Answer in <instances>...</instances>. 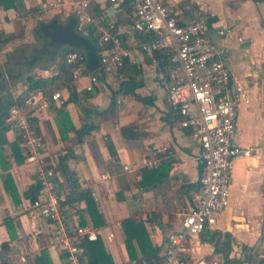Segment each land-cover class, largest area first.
<instances>
[{"label": "crops", "instance_id": "crops-1", "mask_svg": "<svg viewBox=\"0 0 264 264\" xmlns=\"http://www.w3.org/2000/svg\"><path fill=\"white\" fill-rule=\"evenodd\" d=\"M15 1L5 0L10 5ZM81 1L20 0L22 10L15 7L6 9L0 5V32L3 38L0 71L7 74L13 68L19 72L26 68L25 62L48 44L42 30L45 24L57 21L67 25L73 19L77 24L75 9ZM88 1V12L97 20V24L92 26L90 39L97 44L109 26H114L124 49L130 51L129 63L121 66L113 75L99 78L93 93L86 90L90 85L89 76L84 75L73 82L71 86L74 91L86 95L79 105L68 103V89L58 90L65 104L59 106L53 103L48 110L38 114L34 118L37 121L36 129L46 143L48 169L64 199L70 189L59 170V160L63 156H70L66 161L69 173L83 188L92 190L106 221L104 226L94 225L83 203L69 209L76 211L83 226H91L99 231L102 241L99 253L103 258L106 256L108 264H141L147 259L143 251H151L150 243L153 248L160 249L161 260L168 237L180 230L181 216L191 210L198 193L203 164L195 159L199 157L201 149L193 129L182 127L181 118L171 109L166 91L157 83L154 68L140 51L138 34L131 26L132 12L126 11L123 7L125 3L118 6L110 0ZM165 4L181 25L202 17L209 19V37L230 69L232 88L250 98V103H243L239 107L233 142L241 147L263 145L264 3L252 0H165ZM220 30H230L231 33L219 36L217 32ZM66 48L60 49L54 61L38 63L31 71H23L24 84H17L11 92L5 89L0 95L7 92L14 98L20 95L25 98L28 93L37 91H28L27 78L32 75L42 78L56 75L61 62L60 54ZM114 92L117 96L116 120L101 122L93 117L91 121L98 128L81 141L75 131L66 129L60 111L67 113L68 120L79 129L86 116L84 108L103 112L109 108ZM86 93H89L88 97ZM135 95L147 101L139 100ZM130 125L136 127L139 139L123 138L121 128ZM6 137L9 144H15L19 139L22 141L18 132L11 128ZM107 138L114 144L117 158L111 156L106 145ZM19 151L26 159L23 143L19 145ZM6 154H12L9 146L6 147ZM7 164L10 169L4 171L0 161V264H67L65 255L50 246L54 230L47 216L40 209L27 210L31 198L26 194L37 182L35 167L27 159L18 165L9 158ZM125 167L129 170H125ZM158 167L162 172L171 167L168 177L155 188H140L138 184L142 177L139 171ZM7 173L12 174L18 188L22 200L19 204L5 189L4 177ZM107 174L110 178L102 181V176ZM263 213L264 156L237 158L232 170L229 206L218 214L213 230L190 239L188 264L215 259L225 264L222 255L215 254L214 245L204 241L217 231L232 235L231 257H241L242 249L241 254L235 256L239 240L244 241L243 245L254 246L262 237H259V230L262 228ZM8 219L13 220L11 230L5 222ZM129 220L134 225L143 223L146 229L142 230L146 235L145 239H141L143 243L140 244L134 237L136 230L126 223ZM127 232L133 236L129 249L126 244ZM85 250L88 264L86 247Z\"/></svg>", "mask_w": 264, "mask_h": 264}, {"label": "built area", "instance_id": "built-area-1", "mask_svg": "<svg viewBox=\"0 0 264 264\" xmlns=\"http://www.w3.org/2000/svg\"><path fill=\"white\" fill-rule=\"evenodd\" d=\"M110 2L120 6L126 0ZM130 2L132 29L142 37L139 49L154 68L157 83L166 91L171 109L181 118L182 127L193 129L201 149L195 160L203 164L198 193L191 210L181 216L180 230L168 237L161 260L144 259L141 264H188L190 239L213 230L218 214L229 206L235 159L264 156V143L261 146L241 147L233 142L239 107L243 103H250V98L232 88L230 69L209 37V19L202 17L181 25L166 6L165 0ZM89 7L88 0L78 2L75 13L77 32L90 38L92 26L97 24V20L88 12ZM114 29V26H109L96 44L100 59L98 73H90L87 56L82 51L72 48L65 54L64 62L73 68L74 82L84 75L89 76L88 92L94 91L100 76L113 75L131 57ZM217 33L228 36L231 31L220 30ZM2 49L0 32V51ZM53 103L59 106L65 104L61 91L50 96L42 89L30 92L22 106L10 109L7 124L21 137L27 162L35 167L37 182L41 187L38 197L28 201L27 210L40 209L47 216L54 230L50 246L65 255L67 264H87L84 241H95L100 233L91 226H83L80 216L63 206L64 196L48 169L46 143L33 124V119ZM125 170L129 168L125 167ZM109 178L110 175H103L102 181ZM261 225L264 227V213ZM197 264L221 262L215 259Z\"/></svg>", "mask_w": 264, "mask_h": 264}, {"label": "trees", "instance_id": "trees-1", "mask_svg": "<svg viewBox=\"0 0 264 264\" xmlns=\"http://www.w3.org/2000/svg\"><path fill=\"white\" fill-rule=\"evenodd\" d=\"M252 1L255 3H264V0H252ZM0 5H4L6 9H9L10 7L13 8L15 7L18 10H22L20 0H16L15 3L11 5L5 2V0H0ZM123 7L126 9L128 13L131 14L132 7L130 0H126ZM137 37L140 42L142 40V37L139 35H137ZM70 49L71 48L68 47L61 52L60 54L61 62L59 64V70L56 75L50 78H42L36 75L29 76L27 78L28 91L42 89L47 95H51L58 90L68 89V91L70 92L68 103H76L79 105L80 100L81 99L84 100L86 98V95L83 93L82 94L77 93L76 91H74L73 87L71 86L74 82L72 78L73 68L67 66L64 62L65 54ZM128 61L129 60H126L123 65L129 63ZM94 73H98V72H94ZM101 77L104 76H100V78ZM86 94L88 97L89 93ZM135 96L139 100L147 101L145 98H142L141 96L138 95ZM116 97H117L116 93L114 92L112 94V100L109 108L104 110L103 112H99L96 109L84 108V112L86 116H85V120H83L82 127L79 129H76L75 126L68 120L69 115L67 113H65L63 110L60 111L63 124L66 126L67 130L75 131L79 140L81 141L86 135H90L94 130L98 128V126H96L91 121L93 117L99 118L101 122H107L110 120L117 119ZM23 103H24L23 95H20L17 98H14L10 93L7 92L0 95V161L4 171L10 169V166L7 164V161L9 162V158L13 159L18 165H21L26 161V159L20 155V151H19V145L22 143V141L19 139L17 143L9 144L6 137V134L10 129L9 125L7 124L9 111L13 106H22ZM36 122L37 121L33 119V124L35 127L37 126ZM121 134L124 139H128V140L139 139V133L136 131V127L133 125L122 127ZM106 145L108 147L111 156L117 158L116 148L109 138H107L106 140ZM7 146H9L12 150V154L10 155L6 154ZM69 158L70 156H63L59 160V170L62 172L65 179L67 180L70 189L69 193L66 195L65 201L62 203L63 206L74 208L76 204L83 203L86 206L85 210H87L91 215L94 225L96 227L104 226L106 221L102 213L99 211V206L95 200L92 190L90 188H83L79 184V182L75 179V177L69 173V167L66 162L68 161ZM170 170L171 167H168L166 171L164 170L162 172L161 167H158L157 169H150V170L145 169L139 171L140 176L142 177V180L138 184L139 187L143 189L157 187L159 183H161L164 179L168 177ZM4 178H5L4 179L5 189L7 193H9L13 197L14 201L17 204L21 203L22 200L19 198L18 188L15 185V181L12 174L7 173ZM40 189H41L40 184L36 182V185L32 186L28 190L29 193L26 194V197H30L31 201H34L38 197L40 193ZM5 222L8 228L11 230V225L13 223V220L8 219ZM126 223L131 225L132 228H134L132 230H136L134 237L137 238L140 244L143 243L141 239L142 238L145 239L146 237L145 233L142 231V230H146L144 228L143 223L140 222L137 225H134V222L132 220H129ZM140 230L142 231L141 236H140L141 234ZM126 234H127L126 244L129 249L131 246L130 241L133 239V236L129 232H127ZM261 239L264 241V234L262 235ZM204 241H208L209 243L214 245L215 254H221L222 257L224 258L225 264H264V249L263 248L257 249L256 245L254 246L242 245L241 257L239 258L231 257V254L233 252V247H232L233 237L230 233H222L217 231L212 235H209L207 238H204ZM83 245L84 247H86L88 251L87 252L88 261H89L88 264H108L107 260L105 259L106 256H104L103 258V255L99 253V249L102 247V241L100 238H98L95 241L86 240L85 244ZM3 246L5 247L6 245L4 244ZM150 247H151L150 252H146L145 250L143 251L144 257H146L147 259L156 258L157 260H160V256H159L160 249L153 248L151 243H150Z\"/></svg>", "mask_w": 264, "mask_h": 264}, {"label": "water", "instance_id": "water-1", "mask_svg": "<svg viewBox=\"0 0 264 264\" xmlns=\"http://www.w3.org/2000/svg\"><path fill=\"white\" fill-rule=\"evenodd\" d=\"M43 36L48 40L47 46L38 50L36 54L25 62V67L19 72L16 68L11 69L7 74L0 71V93H2L8 84V80H16L23 76L24 72H29L38 63L54 61L62 47L78 49L86 54L87 65L91 71H97L100 68V59L96 44L86 36L79 34L76 30V21L73 19L67 25H61L57 21L45 24L42 27Z\"/></svg>", "mask_w": 264, "mask_h": 264}, {"label": "rangeland", "instance_id": "rangeland-1", "mask_svg": "<svg viewBox=\"0 0 264 264\" xmlns=\"http://www.w3.org/2000/svg\"><path fill=\"white\" fill-rule=\"evenodd\" d=\"M25 80V76H20L18 77V79L16 80H10L8 81V84H7V87H6V91L7 92H11L10 90H13V88L21 83V84H24ZM12 85V88H9V86ZM21 86V85H20ZM14 91V90H13ZM262 226V225H261ZM172 228H175V226H172ZM228 231H231V230H228ZM227 232V231H226ZM262 234H264V227L262 226L261 230H259V237L262 236ZM240 244L238 245V250L235 249V256L237 257V254H241V245H243L244 241L243 240H239ZM237 244V243H236ZM251 244V242H249V245ZM256 247L257 249H260V248H263L264 249V241L261 239V237L259 238V241L256 243Z\"/></svg>", "mask_w": 264, "mask_h": 264}]
</instances>
